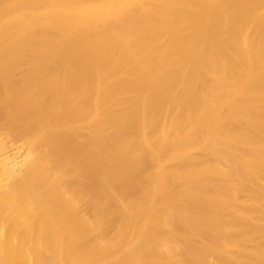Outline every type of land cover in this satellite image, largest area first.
<instances>
[{
	"label": "bare ground",
	"instance_id": "1",
	"mask_svg": "<svg viewBox=\"0 0 264 264\" xmlns=\"http://www.w3.org/2000/svg\"><path fill=\"white\" fill-rule=\"evenodd\" d=\"M0 264H264V0H0Z\"/></svg>",
	"mask_w": 264,
	"mask_h": 264
}]
</instances>
